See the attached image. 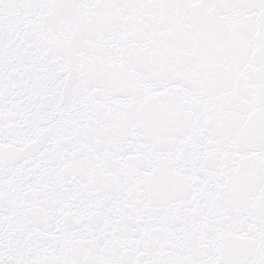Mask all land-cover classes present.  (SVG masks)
Here are the masks:
<instances>
[{"label":"snow or ice","instance_id":"snow-or-ice-1","mask_svg":"<svg viewBox=\"0 0 264 264\" xmlns=\"http://www.w3.org/2000/svg\"><path fill=\"white\" fill-rule=\"evenodd\" d=\"M0 264H264V0H0Z\"/></svg>","mask_w":264,"mask_h":264}]
</instances>
